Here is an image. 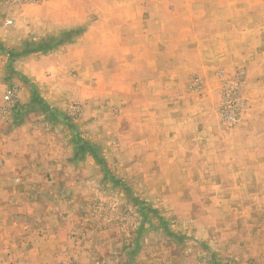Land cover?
Segmentation results:
<instances>
[{
    "label": "rangeland",
    "instance_id": "obj_1",
    "mask_svg": "<svg viewBox=\"0 0 264 264\" xmlns=\"http://www.w3.org/2000/svg\"><path fill=\"white\" fill-rule=\"evenodd\" d=\"M140 1L145 35L175 36L179 54L123 57L105 66L102 85L88 64L56 77L69 94L59 125L25 153L38 170L53 169L49 182L15 187L29 206L65 217L68 250L55 264H264V87L249 86L242 65L212 60L208 0ZM70 38L51 33L20 51L0 41L1 126L23 114L22 92L41 100L38 85L13 73L15 61Z\"/></svg>",
    "mask_w": 264,
    "mask_h": 264
},
{
    "label": "crops",
    "instance_id": "obj_2",
    "mask_svg": "<svg viewBox=\"0 0 264 264\" xmlns=\"http://www.w3.org/2000/svg\"><path fill=\"white\" fill-rule=\"evenodd\" d=\"M261 4L256 0L238 3L208 0L206 3L209 55L214 63L230 61L242 65L249 86L256 88L264 87ZM7 16L14 21L0 32V41L12 44L19 51L22 46L35 44L51 33L71 34L68 42L54 50L33 52L15 61L13 73L27 77L33 87L38 85L41 92L36 89V97L41 100L32 101L30 91L28 95L20 93L23 114L11 125H0V264H55L68 250L67 230L62 221L65 217L42 208L41 203L29 206L15 185L21 180L25 184L49 182L47 177L53 169L38 170L25 153L40 149L39 132L43 137L54 135L55 130L50 128L59 125L55 116L63 111L58 108L59 102L69 98V94L57 91L61 81L56 77L69 76L73 69H85L88 64L96 82L102 85L105 66L114 67L123 57L133 63L135 57L144 61L145 55H177L178 51L170 47L173 41L180 39L175 36L166 39L168 35L161 29L157 34L145 35V3L140 0H47L10 8L0 2V22ZM18 40L21 42L16 44ZM89 55L95 56V60L100 57L99 62L97 59L91 65L86 58ZM67 56H75V62H69ZM103 57H111V60L106 63ZM1 64L2 79L4 61ZM159 66H163L162 60ZM162 68L158 67L157 71ZM54 218L58 220L56 225Z\"/></svg>",
    "mask_w": 264,
    "mask_h": 264
},
{
    "label": "built area",
    "instance_id": "obj_3",
    "mask_svg": "<svg viewBox=\"0 0 264 264\" xmlns=\"http://www.w3.org/2000/svg\"><path fill=\"white\" fill-rule=\"evenodd\" d=\"M15 3L19 2V1H27V2H38V1H41V0H13ZM6 23H10L11 21L10 20H7L5 21ZM3 99L4 100H7V101H10L11 100V96H10V93H7V94H4L3 95Z\"/></svg>",
    "mask_w": 264,
    "mask_h": 264
}]
</instances>
